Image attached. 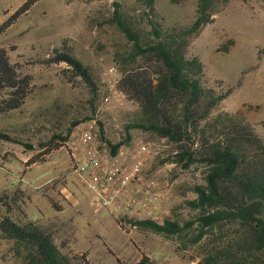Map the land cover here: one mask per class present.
Listing matches in <instances>:
<instances>
[{
    "label": "rangeland",
    "instance_id": "rangeland-1",
    "mask_svg": "<svg viewBox=\"0 0 264 264\" xmlns=\"http://www.w3.org/2000/svg\"><path fill=\"white\" fill-rule=\"evenodd\" d=\"M26 1L0 0V25ZM117 1L144 42L154 40L153 25L166 33L191 25L197 15L198 0H156L154 9L141 0ZM113 2L38 0L0 35V48L6 49L19 74L30 78L21 105L0 113V132L11 138H0V224L7 217L22 225L36 223L52 234L74 264H85V259L92 264H139L143 259L147 264L256 262L264 251L250 248L247 227L239 221L208 227L202 239L195 240L201 230V210L190 201L197 198L196 187L205 184L207 166L200 149L196 161L187 167L188 158L179 155L200 137L181 144L152 130H126L128 124L142 120L143 109L121 87L123 77L132 74L156 82L160 67L154 56L135 54L133 43L113 21ZM56 50L80 59L90 69L95 87L67 63L52 62ZM185 55L197 56L204 64L205 86L218 94L228 92L202 121L203 128L210 127L209 135L226 138L224 124L213 120L229 113L264 140V0L218 3L214 19L188 39ZM177 99L171 111L179 116L182 101ZM82 130L92 133L87 145L80 143ZM73 142L81 146L79 153L86 155L91 149L107 165L115 158L129 165L133 152L147 145L148 151L142 154L143 178L132 187L156 180L154 217L129 206L122 194L119 209L110 211L102 222L91 211L75 223L80 216V195L95 204L86 183L74 171ZM118 142L122 145L113 155L112 145ZM255 153L248 152L250 156ZM61 164L67 169L63 175ZM45 168H50V175L31 181L34 173ZM64 209L69 211L64 213ZM145 219L159 223L169 219L184 230L170 235L134 224ZM121 220L130 226L121 228ZM190 222L195 223L187 225ZM27 256L26 246L18 247L0 227V264H28ZM212 257L215 261L209 262Z\"/></svg>",
    "mask_w": 264,
    "mask_h": 264
},
{
    "label": "trees",
    "instance_id": "trees-1",
    "mask_svg": "<svg viewBox=\"0 0 264 264\" xmlns=\"http://www.w3.org/2000/svg\"><path fill=\"white\" fill-rule=\"evenodd\" d=\"M37 1L27 0L4 21L0 25V35L26 14ZM141 1L146 7L154 9L156 0ZM228 1L198 0L197 15L191 25L174 27L166 33L153 25L154 40L144 42L140 32L121 12L119 1L114 0L113 21L133 43L135 54L154 56L160 67L156 82L142 80L140 76L132 74L123 77L121 87L133 95L143 109L142 120L128 124L126 130L129 131L132 127L152 130L181 144L189 143L193 136L198 135L199 140H193L191 148L183 149L179 155L181 159L188 158L187 167L196 161L197 150L200 149L201 160L207 166L205 184L196 187L197 198L190 201L193 208L201 210L198 219L201 230L195 240H201L208 227L222 222L239 221L247 227V237L251 240L250 248L263 253L264 140L249 124L229 113L219 114L213 120L215 124H224L226 138L214 139L209 135L210 127L203 128L202 121L228 96V92L218 94L216 89L205 86L202 79L204 64L197 56L185 55L188 39L196 34L203 24L214 19L218 3ZM52 62L67 63L78 76L91 87H95L90 69L70 52L56 50ZM29 85L30 78L21 76L10 61L6 49L0 48V113L18 108ZM176 98L182 101L179 116L171 111L176 105L173 101ZM0 138L11 139L1 132ZM121 145L122 142L112 145L113 155L118 153ZM249 151L256 153L250 156ZM134 224L170 235L184 230L178 222L169 219L163 223L150 219L135 220ZM0 227L3 235L14 239L18 247L26 246L28 264H74L73 258L58 247L52 234L36 223L28 222L22 225L7 217ZM215 258H209L208 261H215ZM84 261L85 264H92L89 260ZM147 263L146 259H143L139 264ZM252 264H264V256L257 258Z\"/></svg>",
    "mask_w": 264,
    "mask_h": 264
},
{
    "label": "built area",
    "instance_id": "built-area-1",
    "mask_svg": "<svg viewBox=\"0 0 264 264\" xmlns=\"http://www.w3.org/2000/svg\"><path fill=\"white\" fill-rule=\"evenodd\" d=\"M96 118L94 122H96ZM92 139V133L82 130L80 133V143L87 145ZM74 151L72 154V165L74 171L87 183L94 193V201L103 204L111 212L118 210V198L124 194L129 206H134L140 212L146 213L150 218L156 214L155 197L153 189L156 187V180L149 179L140 187L133 189V184L142 180L143 160L142 154L148 151L147 145H141L132 154L134 161L127 165L115 158L107 165L95 151L87 150L86 155L79 153L81 148L77 142H73ZM121 208V206H120ZM138 211V213H139ZM119 226L128 228L130 225L121 220Z\"/></svg>",
    "mask_w": 264,
    "mask_h": 264
},
{
    "label": "crops",
    "instance_id": "crops-1",
    "mask_svg": "<svg viewBox=\"0 0 264 264\" xmlns=\"http://www.w3.org/2000/svg\"><path fill=\"white\" fill-rule=\"evenodd\" d=\"M53 169V168H52ZM51 170H50V168H45V169H43L42 171H40V172H36V173H34V175L31 177V181H33V177H41V178H44V175H50L51 174V172H50ZM67 172V169H66V167L64 166V164H61V175H63V174H65ZM84 182V181H83ZM84 183H86V182H84ZM86 186H87V188H88V190L92 193V202L95 204V205H91V204H88V202H87V200H86V198H84L82 195H80V200H79V208H80V216H76L75 217V223H78L77 222V218L78 219H81V218H84V216L86 215V213H91V211H94L96 214L98 213L99 215H100V219H101V221L100 222H102V220L103 219H106V217H107V215H109V214H112L111 212H110V210L108 209V208H106L103 204H101V203H96L95 201H94V193L92 192V190L88 187V185H87V183H86ZM87 193H88V191H84L82 194H84V195H87ZM74 207V206H73ZM64 213H67L69 210H67V209H64V210H62ZM35 212H33V214H34ZM37 213V212H36ZM35 213V214H36ZM51 213L52 214H55L54 212H53V210L51 211ZM59 214V216L61 215V209H60V211L58 212ZM37 215V214H36ZM117 223V222H116Z\"/></svg>",
    "mask_w": 264,
    "mask_h": 264
}]
</instances>
